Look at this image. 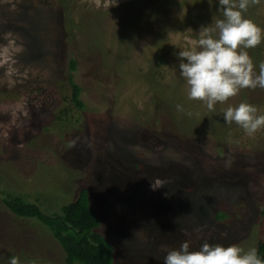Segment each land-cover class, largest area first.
Listing matches in <instances>:
<instances>
[{"label": "rangeland", "instance_id": "374dc122", "mask_svg": "<svg viewBox=\"0 0 264 264\" xmlns=\"http://www.w3.org/2000/svg\"><path fill=\"white\" fill-rule=\"evenodd\" d=\"M157 2L0 0V264H65L52 232L11 212L3 190L52 215L89 189L115 264H163L185 241L193 251L264 241V130L249 137L223 121L241 102L264 114V89L215 112L189 101L175 54L196 47L217 0L154 12ZM245 17L264 29V0ZM247 51L258 74L264 42ZM68 76L83 110L69 102Z\"/></svg>", "mask_w": 264, "mask_h": 264}, {"label": "clouds", "instance_id": "9594fccd", "mask_svg": "<svg viewBox=\"0 0 264 264\" xmlns=\"http://www.w3.org/2000/svg\"><path fill=\"white\" fill-rule=\"evenodd\" d=\"M255 2L217 0L218 15L209 25L201 27L196 47L175 54L187 99L202 102L209 112H215L218 103H226L241 90L264 89V61L259 63L257 74L247 51L264 42V29L245 17L250 3ZM176 108L185 112L181 104ZM223 121L228 125L234 123L249 137L264 130V114H259L257 107L247 102L225 108ZM231 163L230 158L226 159L225 167ZM8 264H20L19 258L10 256ZM163 264H264V259L254 247L244 250L238 245L205 242L193 251L185 241L167 251Z\"/></svg>", "mask_w": 264, "mask_h": 264}, {"label": "trees", "instance_id": "16d2710c", "mask_svg": "<svg viewBox=\"0 0 264 264\" xmlns=\"http://www.w3.org/2000/svg\"><path fill=\"white\" fill-rule=\"evenodd\" d=\"M174 1L160 0L152 10L155 12L162 6L168 7ZM162 58L159 49L154 61L155 65L159 67L163 64ZM69 69H76L74 58L69 60ZM68 81L71 87L69 102H72L76 109L83 110L80 85L71 76H68ZM70 110L65 109L63 113H69ZM3 191L2 202L11 212L18 217H35L52 232L65 252V264H115L114 246L98 231L100 219L91 206L89 189L81 188L75 199L69 200L60 207V211L52 215L45 214L39 206L25 201L17 192L12 194L11 190ZM262 212L264 214V211ZM224 216L225 213L220 211L215 214L217 219H224ZM257 251L260 258L264 259V241H258Z\"/></svg>", "mask_w": 264, "mask_h": 264}]
</instances>
